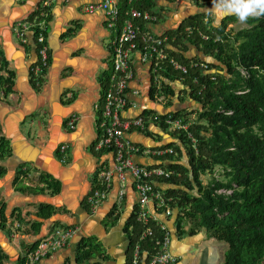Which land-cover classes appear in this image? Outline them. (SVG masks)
Returning <instances> with one entry per match:
<instances>
[{
  "label": "crops",
  "instance_id": "obj_1",
  "mask_svg": "<svg viewBox=\"0 0 264 264\" xmlns=\"http://www.w3.org/2000/svg\"><path fill=\"white\" fill-rule=\"evenodd\" d=\"M101 1L0 0V56L13 83L10 93L0 91V138H4L10 148V155L0 160V167L5 169L0 176V203L5 205L7 220L6 228L0 229V250L5 255L2 264H16L27 254L24 247L34 245V248L57 227L74 230L68 245L38 264H78L79 245L87 239L100 247V254H94L90 263L126 264L125 224L139 200L129 172H125L123 182L113 173L105 199L93 210L85 206L96 175L103 169H113L112 153L93 150L98 134L96 106L102 90L100 77L110 69V45L116 37L106 26L104 12L87 8ZM44 2L48 3L49 10L45 34L49 65L42 87L35 90L29 80V68L37 59L33 37L28 33L27 43L21 44L12 26L17 20L27 19ZM197 11L194 0H158L155 6V13L160 16L158 22L145 26L155 35L163 34L175 30ZM186 47L184 57L197 56L201 61L218 66L194 47ZM190 49H193L191 53ZM131 66L133 78L125 92V119L147 112L199 111V106L189 99L187 86L177 79L162 77L159 83L154 81L149 65L142 63L137 54ZM178 95L183 99L179 100ZM71 117L75 118L73 128L67 126ZM148 132L151 135L131 131L126 138L143 149L167 145L170 141L175 143V139L152 125L148 126ZM61 145L65 146L64 155L58 151ZM181 153V164L187 167L183 148ZM62 156L65 162H61ZM131 160L141 166L159 163L150 154L133 155ZM21 166L27 168L21 185L42 187L38 177L44 173L59 182V192L50 195L15 191L13 179ZM155 186L160 190L169 188L159 183ZM39 204L53 206L56 213L44 220L38 218ZM13 209H16L14 214ZM146 211L156 215L151 202ZM18 215L26 223L20 224L16 220ZM175 219L176 212L170 217L158 216L168 231L167 252L175 258L174 264L223 263L225 243L214 245L213 242L218 241L208 239L204 230L179 237ZM16 222L21 228L13 230ZM33 222L39 223L35 232L29 227Z\"/></svg>",
  "mask_w": 264,
  "mask_h": 264
},
{
  "label": "trees",
  "instance_id": "obj_2",
  "mask_svg": "<svg viewBox=\"0 0 264 264\" xmlns=\"http://www.w3.org/2000/svg\"><path fill=\"white\" fill-rule=\"evenodd\" d=\"M157 1L121 0L115 34H118L123 19L127 18L126 13L134 9L154 14ZM201 1L209 4L208 0ZM194 4L198 8L202 6L198 0H194ZM44 11L48 21L49 11ZM28 18L42 20L39 11ZM236 18L229 15L216 25L209 13L200 11L186 18L175 30L163 33L165 45L170 47L166 51L169 58L185 66L187 72L174 71L163 62L160 63L162 69L159 74L186 85L189 99L199 106V111L165 115L147 112L139 116L146 127L152 125L175 139V143L154 148L155 151L170 152L151 157L159 163L149 166L160 168L168 175L151 176L144 182L151 186L153 192H158L164 202L156 209L159 215L167 208L172 213L176 212L177 236H192L204 230L208 239L227 245L222 264H264V15L250 16L245 21L247 28L234 33L226 31V23ZM134 23L138 26L135 42L141 44L146 26L140 19L134 20ZM187 45L202 52L201 56L219 63L220 67L208 64L210 68L220 69L219 73L217 70L216 73H205L199 66H191L202 61L197 56H183ZM0 64L6 67L1 57ZM110 74L111 68L100 77L101 91L108 87ZM12 85L11 75L0 77L3 94L10 93ZM167 118H179L186 128L168 129L164 123ZM142 134L151 135L147 128ZM180 147L187 157V167L181 164ZM102 152L105 151L99 153ZM9 155L8 142L0 138V160ZM216 167L221 169L222 179L212 177L207 184H202L200 176L212 175ZM4 173L5 169L0 167V176ZM26 175L27 168L21 166L17 169L13 179L15 191L25 194L47 192L50 195L59 192V182L44 173L38 177L42 187L21 185L20 180ZM156 183L169 188L160 190ZM95 188L93 179L88 195ZM221 190L224 192L219 193ZM86 205L88 207L87 202ZM4 208L5 205L0 203L1 230L6 228L7 221ZM15 211L13 209L12 214ZM55 213L53 206L39 204L36 216L44 220ZM16 220L20 224L26 223L19 215ZM29 227L35 232L39 223L33 222ZM124 230L128 240L126 264H130L136 247L139 264H149L150 259L160 252L163 238L168 234L159 220L148 219L146 223L138 220L137 206ZM33 246L24 247L25 252H30ZM94 254H100L99 245L89 239L83 240L77 252V263L97 264L89 262ZM4 259L5 255L0 250V264ZM23 261L24 258L19 259L16 264H23Z\"/></svg>",
  "mask_w": 264,
  "mask_h": 264
},
{
  "label": "built area",
  "instance_id": "obj_3",
  "mask_svg": "<svg viewBox=\"0 0 264 264\" xmlns=\"http://www.w3.org/2000/svg\"><path fill=\"white\" fill-rule=\"evenodd\" d=\"M23 1V0H22ZM121 0H102L98 4L90 5L88 9H101L106 16V26L111 31H115L118 26L119 19V5ZM132 0H128L130 2ZM48 3L44 2L42 6L35 10L39 11V18L42 20L37 21L36 18L29 20H17L13 23L12 32L21 44H26V35L30 33L33 37L34 45L36 48L37 59L29 68V80L33 88H41L43 79L49 65V54L46 46V28H47V12ZM49 11V10H48ZM123 19L119 32L110 45V68L111 74L109 77V85L104 91H101L99 104L96 106L97 112V139L93 144L95 152H109L113 155V169H103L95 177V189L87 195V204L91 210L95 209L106 197L111 187L112 174H116L121 182L124 180V174L129 172L135 183V189L139 194L138 200V220L146 223L148 219L158 221L160 216L156 209L164 205L162 198L158 192H153L150 185L144 181L151 176H167L160 168H150L149 166H141L133 163L131 157L137 154H150V157L161 156L170 150L155 151L154 148L143 149L136 143L128 140L126 135L131 131L143 133L148 126L143 123L142 119L137 116L133 119H125L124 113L127 108V101L125 92L129 81L133 78L132 58L135 54L138 55L142 63H147L153 72V80L159 83L162 76L159 71L162 69L160 63L166 62L174 71L185 74L187 69L185 66L170 59L166 53L169 46L165 45V38L163 34L155 35L151 31H146L141 36V44L135 42L138 32V26L135 25L134 20L140 19L144 22V26L149 24H156L158 22L157 13L151 14L148 12H140L137 10H130L126 13ZM1 57V56H0ZM193 67H200L209 73L208 64L192 63ZM0 77H8L7 69L0 64ZM1 91V89H0ZM2 93V91H1ZM165 115V114H161ZM75 118L71 117L67 121L69 128L74 127ZM164 123L168 125V129H185L186 125L181 123L178 118L171 120L167 118ZM164 134V132H162ZM59 153L65 154V146L61 145L58 149ZM66 159H61L65 162ZM152 166V165H151ZM223 192V191H221ZM123 193H120L122 196ZM154 199L157 205H154ZM153 203L155 214H148L146 211L147 204ZM172 211L165 209L161 214L164 217H170ZM21 225L16 222L13 230H18ZM74 230L71 228L57 227L54 228L45 237L40 239L35 247L28 252L23 264H38V262L58 249L66 247L73 235ZM168 234L163 238L160 245V252L150 259L149 264H174L175 258L167 252L168 247ZM130 264H139L138 247L135 248Z\"/></svg>",
  "mask_w": 264,
  "mask_h": 264
},
{
  "label": "clouds",
  "instance_id": "obj_4",
  "mask_svg": "<svg viewBox=\"0 0 264 264\" xmlns=\"http://www.w3.org/2000/svg\"><path fill=\"white\" fill-rule=\"evenodd\" d=\"M213 4L214 9L209 12L215 13L214 24L216 25H219L223 17L228 15H235L241 22L247 21L250 16L264 15V0H213ZM210 73H216V70ZM221 191L219 193L224 192Z\"/></svg>",
  "mask_w": 264,
  "mask_h": 264
},
{
  "label": "rangeland",
  "instance_id": "obj_5",
  "mask_svg": "<svg viewBox=\"0 0 264 264\" xmlns=\"http://www.w3.org/2000/svg\"><path fill=\"white\" fill-rule=\"evenodd\" d=\"M200 3H201V7L200 8H198V11H205V10H209V11H211V10H213L214 9V4H206V3H203L201 0H198ZM209 2V1H208ZM210 3V2H209ZM210 15H211V17L213 18V19H215V13H209ZM248 27V25L245 23V22H241V21H239L238 20V18H236V20H234V21H230L229 22V24L226 26V31H228V32H230V33H234V32H236V31H238V30H240V29H242V28H247ZM191 51H193V49L191 50L190 49V53H191ZM216 62V61H215ZM219 64V63H218ZM221 65L219 64L218 65V67H220ZM215 70H217V69H215V68H211L210 70H209V73L210 72H215ZM219 71H220V69H219ZM196 115H192L191 117H195ZM166 135V134H165ZM219 178V179H222V171H221V169L219 168V167H216L214 170H213V172H212V175H206V174H203V175H201L200 176V180H201V183L202 184H207L208 182H209V180L211 179V178ZM213 244L214 245H218L219 246V244H221L220 242L218 243V242H213ZM223 245V244H222Z\"/></svg>",
  "mask_w": 264,
  "mask_h": 264
},
{
  "label": "flooded vegetation",
  "instance_id": "obj_6",
  "mask_svg": "<svg viewBox=\"0 0 264 264\" xmlns=\"http://www.w3.org/2000/svg\"><path fill=\"white\" fill-rule=\"evenodd\" d=\"M210 3L209 4H213V0H208ZM229 16V15H228ZM227 16H225V17H223V19L221 20V22L226 18ZM215 20V19H214ZM220 22V23H221ZM229 24V22L228 23H226V26ZM217 73H219V70H217ZM179 97V100H181V98H180V96L178 95L177 96V98Z\"/></svg>",
  "mask_w": 264,
  "mask_h": 264
},
{
  "label": "water",
  "instance_id": "obj_7",
  "mask_svg": "<svg viewBox=\"0 0 264 264\" xmlns=\"http://www.w3.org/2000/svg\"><path fill=\"white\" fill-rule=\"evenodd\" d=\"M197 12H200V11H197ZM202 12H205V13H211V12H209V10H205V11H202ZM201 53V55L203 54L202 52H200ZM210 58V57H209ZM210 59H212V58H210ZM171 111H168V112H165L166 114H168V113H170ZM170 140H172V139H170ZM170 143H174V142H172V141H170ZM191 174V173H190Z\"/></svg>",
  "mask_w": 264,
  "mask_h": 264
}]
</instances>
